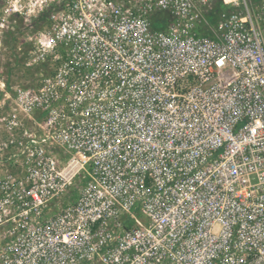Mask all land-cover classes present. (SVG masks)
I'll return each mask as SVG.
<instances>
[{
    "label": "built area",
    "instance_id": "obj_1",
    "mask_svg": "<svg viewBox=\"0 0 264 264\" xmlns=\"http://www.w3.org/2000/svg\"><path fill=\"white\" fill-rule=\"evenodd\" d=\"M7 32L39 71L0 100V264H264V0H3Z\"/></svg>",
    "mask_w": 264,
    "mask_h": 264
},
{
    "label": "rangeland",
    "instance_id": "obj_2",
    "mask_svg": "<svg viewBox=\"0 0 264 264\" xmlns=\"http://www.w3.org/2000/svg\"><path fill=\"white\" fill-rule=\"evenodd\" d=\"M3 3V0H0V7ZM219 9L223 11H227L231 8L230 5L219 6ZM220 10H216L218 12ZM37 24L33 23L28 28L20 29L18 31L19 34L25 32H32L36 30ZM9 32L5 33L4 36L1 38V45H0V100L6 90L10 89V86L16 84L22 85H32L35 83V78L39 71V66H35L32 68L25 69L23 65V61L28 57L30 45L23 44L20 48L13 49L12 37L8 35ZM207 35L209 33H206ZM18 37V36H17ZM17 41H15L16 44ZM4 111H1L2 114ZM79 183L74 184L66 193L61 195L60 198L57 199V204H63L67 200L72 199L77 193V187ZM55 203L52 202V206ZM55 208H53L54 210Z\"/></svg>",
    "mask_w": 264,
    "mask_h": 264
},
{
    "label": "trees",
    "instance_id": "obj_3",
    "mask_svg": "<svg viewBox=\"0 0 264 264\" xmlns=\"http://www.w3.org/2000/svg\"><path fill=\"white\" fill-rule=\"evenodd\" d=\"M45 15H46V13H43V14H41V15L38 17V19H36V20L33 21V23L37 24L36 29H38V28H40V27L42 26L41 22L44 20ZM33 23H32V24H33ZM24 28H26V27H23V25L20 23L19 26H18V28H17V32H18L20 29H24ZM19 33H20V32H19ZM8 35H11V37H12V43H11V45H12L13 49H16L17 47H16V44H15V33H13V32H9ZM22 63H23V65H24V61H23ZM24 67H25V66H24ZM25 69H28V68L25 67Z\"/></svg>",
    "mask_w": 264,
    "mask_h": 264
}]
</instances>
